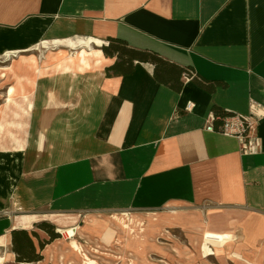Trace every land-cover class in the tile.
<instances>
[{"label":"crops","instance_id":"0c3cea01","mask_svg":"<svg viewBox=\"0 0 264 264\" xmlns=\"http://www.w3.org/2000/svg\"><path fill=\"white\" fill-rule=\"evenodd\" d=\"M89 37L101 42L90 68L69 72L68 57L90 50L61 44L49 70L20 59L8 71L22 91L0 120V241L15 262L29 264L15 259L12 229H27L40 250L41 221L104 235L111 213L185 207L206 214V234L230 233L206 240L220 255L264 264V117L256 153L208 126L216 109L264 106V0H0V58ZM118 37L176 70L162 65L159 79L152 62L135 60L132 73L108 76L117 57L102 47Z\"/></svg>","mask_w":264,"mask_h":264},{"label":"rangeland","instance_id":"374dc122","mask_svg":"<svg viewBox=\"0 0 264 264\" xmlns=\"http://www.w3.org/2000/svg\"><path fill=\"white\" fill-rule=\"evenodd\" d=\"M40 56V50H33L16 57L0 58L2 125L8 124L3 120L9 110V87L16 88L11 98L19 97L22 91L21 74L8 72L10 67L20 59H35V63L41 64L44 57ZM205 220V213L185 207L115 212L103 221L101 232L104 235L93 234L90 230V234L72 237L58 230L60 236L41 251L43 259L29 264H235L229 250L225 255L211 252L212 243L204 240L206 232L202 226ZM73 243H77L78 248ZM10 252L6 240L0 241V264H17Z\"/></svg>","mask_w":264,"mask_h":264},{"label":"trees","instance_id":"16d2710c","mask_svg":"<svg viewBox=\"0 0 264 264\" xmlns=\"http://www.w3.org/2000/svg\"><path fill=\"white\" fill-rule=\"evenodd\" d=\"M102 50L105 55H115L117 57V60L113 64L106 67L108 76L132 73L135 60L152 62L154 64L155 76L159 79L160 77L158 72L160 71L159 69L162 65L168 68L170 72H174V70H176L173 68L175 66L171 65L163 56H159L156 52L149 50H142L134 47L131 48L124 39L119 37L110 38L107 44H104ZM177 69L180 74L186 72L187 78H190L195 74L192 69H188L187 67H178ZM174 88L179 90L181 86L176 85ZM215 111L214 125L217 128L219 127L221 118L224 115L235 112L221 109H216ZM37 226L42 230H45L49 235L48 239L41 240L38 232L33 231V236L39 240L40 250H37L35 244L33 243L32 235L27 229L23 228L11 230V245L17 262H38L39 260H42L43 254L41 251L44 249L45 245L60 236V232L56 229L53 223L41 221L37 223Z\"/></svg>","mask_w":264,"mask_h":264},{"label":"built area","instance_id":"2783aa9c","mask_svg":"<svg viewBox=\"0 0 264 264\" xmlns=\"http://www.w3.org/2000/svg\"><path fill=\"white\" fill-rule=\"evenodd\" d=\"M249 110L247 114L234 112L224 115L221 118L218 128L214 125L215 113L212 112L208 126L211 130L219 134L221 133L228 137L237 138L240 142V150L243 153H256L261 149V139L257 134V128L259 121L264 117V106L252 102ZM73 230L76 231L74 228ZM75 234L76 232L73 236H75ZM205 240L216 241L217 237L206 234ZM210 250L213 252L212 248H210Z\"/></svg>","mask_w":264,"mask_h":264},{"label":"bare ground","instance_id":"6f19581e","mask_svg":"<svg viewBox=\"0 0 264 264\" xmlns=\"http://www.w3.org/2000/svg\"><path fill=\"white\" fill-rule=\"evenodd\" d=\"M96 43H101L99 40L97 39H93V38H75V39H65V40H47V41H43L41 43V45L37 46L35 49H39L42 53H45V50H48L47 54L44 57V60L42 61V66L44 68L45 71L49 70V64L48 62L51 60L52 62H58L57 58H55L54 56V47L60 46L61 44H66V45H70L72 47H75L77 44H81V45H86L90 51L86 50V49H82L80 54L76 55L77 59H74L73 57H68L70 58V62L73 63V68L71 69L69 66L68 71L69 72H76L79 71L82 68H90L91 66V60H97V55H99L101 53V51L99 49H97L96 47H94L93 42ZM61 52V51H60ZM7 55H11L10 53H8ZM76 69H75V68ZM70 68V69H69ZM15 88L10 87V97L7 99V101L11 100V96L14 92ZM67 233H69L70 236H73L75 231L73 229L70 228H66V230H63ZM213 235L215 237H217L216 242H223L225 239L230 238V233H225V232H215V231H209L207 232V235ZM73 246L78 248V244L77 243H73ZM214 250V253L216 254H222L223 253V247H221L218 244H214V246L211 247Z\"/></svg>","mask_w":264,"mask_h":264}]
</instances>
